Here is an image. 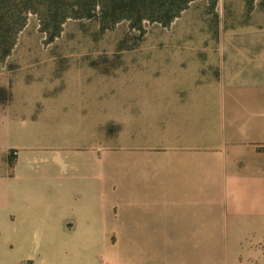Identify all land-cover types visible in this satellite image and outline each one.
<instances>
[{"label": "crops", "instance_id": "1", "mask_svg": "<svg viewBox=\"0 0 264 264\" xmlns=\"http://www.w3.org/2000/svg\"><path fill=\"white\" fill-rule=\"evenodd\" d=\"M246 28L216 75L1 73L0 264H101L103 241L127 264H264V31Z\"/></svg>", "mask_w": 264, "mask_h": 264}, {"label": "rangeland", "instance_id": "2", "mask_svg": "<svg viewBox=\"0 0 264 264\" xmlns=\"http://www.w3.org/2000/svg\"><path fill=\"white\" fill-rule=\"evenodd\" d=\"M108 3L59 0L56 19L64 16L66 21L53 41L42 32L40 15H31L12 59L0 63V74L10 72L14 76L33 69L52 72L56 77L68 75L73 84L102 80L104 88H111L112 81L125 78L143 60L156 63L149 67L158 68L161 59H183L184 67L216 75L224 40L246 27L253 32L264 31V0H256L250 13L245 0H217L215 6L210 0H196L171 25L143 21L141 30L132 27L134 19L115 23L126 13L113 10ZM245 22L249 24L241 27ZM93 249L88 242V250ZM95 250L101 264H127L125 241L97 242Z\"/></svg>", "mask_w": 264, "mask_h": 264}, {"label": "trees", "instance_id": "3", "mask_svg": "<svg viewBox=\"0 0 264 264\" xmlns=\"http://www.w3.org/2000/svg\"><path fill=\"white\" fill-rule=\"evenodd\" d=\"M108 5L125 12V16L116 18L135 20L132 27L141 30L143 21L159 23L167 27L171 25L181 13L186 11L196 0H109ZM215 6L217 0H210ZM256 0H245L247 11L253 12ZM62 2V1H61ZM59 0H0V63H4L18 43L20 34L28 27L30 16L40 15L42 32L49 34V40H54L62 31L65 17L58 16ZM122 5V6H120ZM260 3V7L262 6ZM118 11V10H116ZM115 11V12H116ZM39 17V16H38ZM244 24V25H243ZM242 23L240 26L245 27ZM48 25V26H47ZM243 25V26H242ZM12 165V161L9 162Z\"/></svg>", "mask_w": 264, "mask_h": 264}]
</instances>
